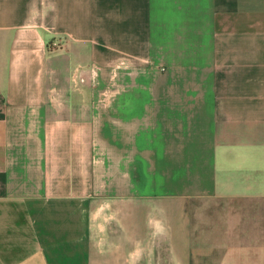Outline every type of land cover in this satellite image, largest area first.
Wrapping results in <instances>:
<instances>
[{
	"label": "crops",
	"instance_id": "0c3cea01",
	"mask_svg": "<svg viewBox=\"0 0 264 264\" xmlns=\"http://www.w3.org/2000/svg\"><path fill=\"white\" fill-rule=\"evenodd\" d=\"M0 264H264V0H0Z\"/></svg>",
	"mask_w": 264,
	"mask_h": 264
}]
</instances>
